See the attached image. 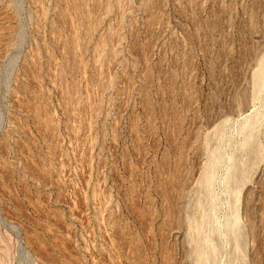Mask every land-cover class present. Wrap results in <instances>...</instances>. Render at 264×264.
<instances>
[{
  "label": "rangeland",
  "instance_id": "rangeland-1",
  "mask_svg": "<svg viewBox=\"0 0 264 264\" xmlns=\"http://www.w3.org/2000/svg\"><path fill=\"white\" fill-rule=\"evenodd\" d=\"M0 264H264V0H0Z\"/></svg>",
  "mask_w": 264,
  "mask_h": 264
},
{
  "label": "bare ground",
  "instance_id": "bare-ground-1",
  "mask_svg": "<svg viewBox=\"0 0 264 264\" xmlns=\"http://www.w3.org/2000/svg\"><path fill=\"white\" fill-rule=\"evenodd\" d=\"M263 70L261 69L259 72H262Z\"/></svg>",
  "mask_w": 264,
  "mask_h": 264
}]
</instances>
